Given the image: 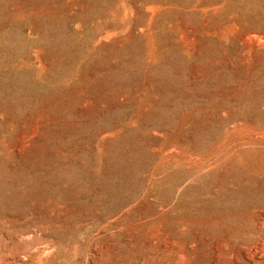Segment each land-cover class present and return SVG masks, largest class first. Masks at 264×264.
Wrapping results in <instances>:
<instances>
[{"label":"rangeland","instance_id":"374dc122","mask_svg":"<svg viewBox=\"0 0 264 264\" xmlns=\"http://www.w3.org/2000/svg\"><path fill=\"white\" fill-rule=\"evenodd\" d=\"M264 264V0H0V264Z\"/></svg>","mask_w":264,"mask_h":264},{"label":"bare ground","instance_id":"6f19581e","mask_svg":"<svg viewBox=\"0 0 264 264\" xmlns=\"http://www.w3.org/2000/svg\"><path fill=\"white\" fill-rule=\"evenodd\" d=\"M9 259H11V262L9 264H21L23 262V258H12V257H9Z\"/></svg>","mask_w":264,"mask_h":264}]
</instances>
